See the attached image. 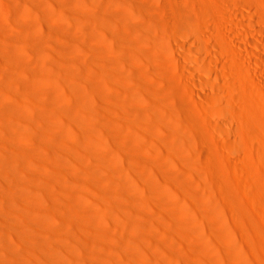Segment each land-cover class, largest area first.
Listing matches in <instances>:
<instances>
[{"label":"rangeland","instance_id":"rangeland-1","mask_svg":"<svg viewBox=\"0 0 264 264\" xmlns=\"http://www.w3.org/2000/svg\"><path fill=\"white\" fill-rule=\"evenodd\" d=\"M166 2L0 0V155L14 162L21 175L9 178L0 171V193L5 192L0 205L25 226L38 227L39 240H60V248L47 244L37 249L42 256L38 264H53L44 256L50 252L61 264H258L253 241L241 239L237 222L219 202V190L206 171L199 177L203 168L192 153L193 141L186 139L179 156L162 146L160 134L166 129L159 123L145 117L150 126L146 132L119 125V103L127 102L131 111L150 112L141 101L131 100H140L145 92L130 98L125 88L136 91L139 75L166 70V45L148 31L147 23L149 13ZM17 34L38 40L12 39ZM119 37L137 42L144 53L130 50ZM8 48L22 66L6 64ZM102 53L125 55L117 86L93 59ZM36 65L41 71H32ZM166 74L169 81H163L171 88L174 80ZM6 103L11 106L4 108ZM19 146L23 151L15 148ZM59 148L69 151L62 154ZM98 182L120 203L102 197ZM73 210L84 216L79 234L85 239L79 248L68 229ZM5 214L0 208V252L25 262L24 251L15 250L22 240L7 228L11 223ZM247 220L258 226L257 217Z\"/></svg>","mask_w":264,"mask_h":264},{"label":"bare ground","instance_id":"bare-ground-1","mask_svg":"<svg viewBox=\"0 0 264 264\" xmlns=\"http://www.w3.org/2000/svg\"><path fill=\"white\" fill-rule=\"evenodd\" d=\"M159 9L158 12L149 13L147 23L150 25L148 31L151 28L157 41L162 40L166 45L168 59L162 61L166 70H159L150 76L145 73L139 75L136 78L139 89L136 91L130 90L131 87L125 88L130 98L145 92L147 96L141 98L140 95V100H131L141 101L150 112L131 111L127 102L119 103L116 112L122 121V125H119L132 124L146 132L150 131V126L144 122L145 117L159 123L166 129V133L160 134L162 146L179 156H182V149L189 137L193 141L192 153L203 168L198 172L199 177L206 171L210 184L219 190L221 206L237 222V233L241 239L250 238L253 241V256L258 264H264V0H167L165 6ZM109 14L112 16L114 13ZM101 28L106 29L105 20L101 22ZM12 39L38 40L30 34H17ZM118 40L128 43L124 37ZM128 45L135 53H144L137 42ZM124 58V54L119 58L104 53L93 56L101 64L102 75H108L116 86V73H121L125 68ZM5 60L9 67L22 66L9 48L5 51ZM40 69L36 65L32 71L38 72ZM167 72L174 80L172 83L175 85L171 84L174 85L171 88L163 81ZM128 73L132 82L133 74L129 70ZM18 82L14 80L16 86H19ZM153 82H158L160 87L154 86ZM2 83L4 79L0 80V85ZM71 86L75 91L80 89L75 82ZM9 104L6 103L4 108L11 106ZM102 125L108 126L105 117ZM19 147L15 148L18 151L25 148ZM67 151V148H59L62 154H67ZM9 161L0 155V171L9 178L19 179L21 175L17 173V165ZM98 185L102 197L120 203L119 198L109 197L105 183L98 182ZM148 185L152 186L150 183ZM2 191L1 200H4L5 192ZM243 198L256 210L251 211ZM0 208L4 214L7 212L4 205H0ZM5 215L11 223L7 228L22 240V247L15 249L16 252L24 251L27 258L25 262L20 261L2 250L1 264H38L36 260L42 258L37 252L38 248L42 249L47 244L60 245V240L54 237H49L46 244L36 238L38 227L25 226L23 221ZM250 217L258 218V226L247 220ZM67 218L68 229L72 232L71 240L79 248V243L85 239L79 234L84 216L73 210ZM127 254L131 257L134 253L128 248ZM44 256L54 262L58 259L53 252ZM88 262L94 264L90 260ZM56 264L61 263L56 261Z\"/></svg>","mask_w":264,"mask_h":264}]
</instances>
